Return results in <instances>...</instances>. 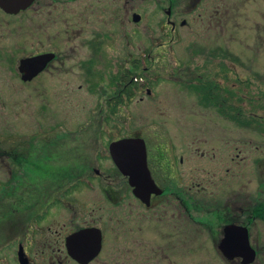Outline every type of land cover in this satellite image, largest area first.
Wrapping results in <instances>:
<instances>
[{"label": "flooded vegetation", "instance_id": "af4514ba", "mask_svg": "<svg viewBox=\"0 0 264 264\" xmlns=\"http://www.w3.org/2000/svg\"><path fill=\"white\" fill-rule=\"evenodd\" d=\"M37 1L17 14L31 10ZM49 1L61 4V8L67 3ZM166 1V9L160 6L166 15L161 23L174 38L178 26L187 22L174 15L175 0ZM196 1L192 0L190 8ZM130 10L131 20L134 14L141 19L136 9ZM95 13L90 5L79 11L75 29V67L82 81L78 88L85 85L94 97L89 125L95 129L30 134L26 140L9 145H1L0 140V172L2 168L6 171L2 172L3 178L0 176V264H193L194 255H201L204 249L210 250L221 264H242L240 256L229 258L219 249L229 226L247 230L248 243L256 252L250 263L254 264L258 249L250 236L257 219L264 224V178L258 179L255 194L241 191L240 165L249 154H241L239 127L247 94L239 87V57L216 46L194 52L202 60L200 66L191 67L182 59L171 70L168 81H178L199 106L211 109L217 120L237 129L208 134L187 132L191 141L180 148L173 141L179 136L166 131H141L140 113L136 114L138 129H131L134 114L125 112L132 103L155 97L154 88L165 80V72L159 64L153 70L148 67L150 59L145 56L144 45L139 44L135 52L126 50L112 66L107 51L110 36L92 26ZM119 13L128 22V0L120 6ZM85 26L88 34H84ZM126 41L128 46L132 44ZM162 43L158 40L156 47ZM168 53L172 54L171 50L162 52ZM41 54L53 57L31 79L22 80L20 59ZM4 59L10 60L9 56ZM59 62L63 63L61 54L53 50L35 52L20 57L16 71L22 82H34ZM183 64L187 66H180ZM256 115L253 117L261 122V116ZM260 134L264 135V131ZM68 138L74 142L68 148L75 153L73 161L60 156L57 150L58 143L64 144ZM209 138L225 146L221 155L216 154L214 145L212 155L206 153L202 146L209 145ZM121 140L133 145H124L127 152L145 150L146 168L154 187L142 197L134 193L130 175L119 170L112 156L110 145ZM137 143L143 148L135 147ZM83 150L90 154L84 160ZM192 152L200 158L199 170L193 167ZM205 158L223 171L222 177L214 179L213 172L208 178L202 162ZM252 164L253 176L256 168L264 173V159L253 160ZM2 206L6 207L4 211ZM238 241L234 243L238 245ZM208 258L209 255L202 264H209Z\"/></svg>", "mask_w": 264, "mask_h": 264}, {"label": "rangeland", "instance_id": "374dc122", "mask_svg": "<svg viewBox=\"0 0 264 264\" xmlns=\"http://www.w3.org/2000/svg\"><path fill=\"white\" fill-rule=\"evenodd\" d=\"M63 1L67 3L61 8V4L38 0L31 10L17 15H6L0 10L1 145L26 140L30 134L40 136L41 132L95 129V126L89 125L92 121L89 120L94 114V97L85 85L78 88L82 81L78 79L75 67L78 57L75 50V29L78 28L76 15L90 5L92 9H96L91 19L92 26L110 36L107 51L112 66L121 60L126 50L135 52L139 44L144 45L145 56L148 55L150 59L148 67L153 70L159 64L165 72V80L154 88L156 96L146 97L144 102L132 103L128 113L125 112L128 115L131 112L134 114L131 129H138L139 119L136 114L140 113L143 122L141 131H166L173 137L179 136V139L173 141L180 148H185L186 143L191 141L187 132L204 131L208 134L212 131L237 129L227 126L223 120H217L216 113L211 109L199 106L193 97L178 85V81H168L171 70L178 67V62L182 59L191 67L200 66L202 60L196 58L200 56L194 52L216 46H221L239 57L241 63L236 64L241 78L239 87L242 93L247 94L242 103V111L247 117L258 114L263 121L255 127L245 124H240L239 127L243 148L241 154H249L240 165L241 191L255 194L258 190V179L264 178V173L261 174L258 168L255 169L254 176L251 174L255 168L253 160L264 159V135L260 134L264 131V0H198L194 8H190L192 0H175L174 15L177 20L185 19L187 23L178 26L174 38L161 23L162 20L165 22L166 15L160 6L166 9V0H128V22L119 13L125 0ZM130 8L141 14L139 22L131 20ZM84 28V34H88V26ZM127 39L132 43L129 46ZM158 40L163 41L160 47H156ZM45 50L61 54L63 63L54 64L55 66L42 73L37 81L22 82L16 71L18 59ZM169 50L172 54H162ZM157 51L161 52L158 54ZM4 56H9L10 60L4 59ZM151 57L154 58L151 60ZM246 79L250 81H244ZM208 140L209 145L202 146L206 153L211 156V146L214 145L216 154L219 152L221 155V149L225 146L217 145V139ZM249 141H252L251 145ZM65 142L58 143V153L73 161L75 153L68 149L73 145V139L68 138ZM256 145L258 148L255 149ZM81 152L83 160L90 155L87 150ZM185 153L189 155L190 151L186 150ZM191 156L195 161L193 167L196 166L199 170L200 158L194 152ZM202 162L209 172L208 178L213 172L216 173L214 179L222 177L223 171L216 168L212 160L205 158ZM2 172L6 171L2 168L1 178ZM249 178L252 179L251 183L246 182ZM3 208L4 211L6 207ZM1 213L3 214L2 211ZM250 239L258 249L254 264H264V224L258 219L256 226L251 229ZM204 250H201V255H194L193 264H202L207 255L210 256L209 264H221L210 250Z\"/></svg>", "mask_w": 264, "mask_h": 264}, {"label": "water", "instance_id": "95a60500", "mask_svg": "<svg viewBox=\"0 0 264 264\" xmlns=\"http://www.w3.org/2000/svg\"><path fill=\"white\" fill-rule=\"evenodd\" d=\"M33 0H0V9L7 14H17L24 10L32 3ZM134 22L140 20V15L134 14L132 17ZM53 57L52 54H41L31 58H22L19 61L18 70L21 73L22 80H29L40 72L47 61ZM133 146L127 144L126 140H121L110 145L111 153L119 170L124 174L130 175V183L133 191L138 197H142L143 193H149L154 187V183L150 178L145 163V150L143 145H135V147L143 148L142 151L127 152L124 149ZM120 156V157H119ZM239 240L236 245L234 241ZM236 248V249H235ZM220 251L229 258L240 256L242 264H250L255 260L256 252L248 243L247 230L243 227L229 226L225 232V239L219 246Z\"/></svg>", "mask_w": 264, "mask_h": 264}, {"label": "trees", "instance_id": "16d2710c", "mask_svg": "<svg viewBox=\"0 0 264 264\" xmlns=\"http://www.w3.org/2000/svg\"><path fill=\"white\" fill-rule=\"evenodd\" d=\"M241 116H242V120H241L242 125H244V124L247 126L252 125L255 127L259 123L257 121V119H255L253 116H249V117L245 116V114L242 111V107H241ZM244 117H246V118H244Z\"/></svg>", "mask_w": 264, "mask_h": 264}]
</instances>
